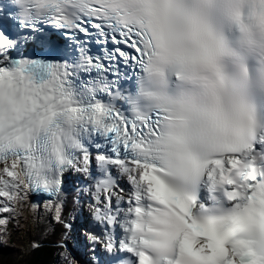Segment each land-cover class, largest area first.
I'll list each match as a JSON object with an SVG mask.
<instances>
[{
  "label": "snow or ice",
  "instance_id": "snow-or-ice-1",
  "mask_svg": "<svg viewBox=\"0 0 264 264\" xmlns=\"http://www.w3.org/2000/svg\"><path fill=\"white\" fill-rule=\"evenodd\" d=\"M0 165L61 223L85 176L89 264H264V0L0 4Z\"/></svg>",
  "mask_w": 264,
  "mask_h": 264
},
{
  "label": "rangeland",
  "instance_id": "rangeland-1",
  "mask_svg": "<svg viewBox=\"0 0 264 264\" xmlns=\"http://www.w3.org/2000/svg\"><path fill=\"white\" fill-rule=\"evenodd\" d=\"M14 249L15 250L13 251L12 259L15 263H18L19 260L22 259L25 254H27V252L19 245H15Z\"/></svg>",
  "mask_w": 264,
  "mask_h": 264
},
{
  "label": "trees",
  "instance_id": "trees-1",
  "mask_svg": "<svg viewBox=\"0 0 264 264\" xmlns=\"http://www.w3.org/2000/svg\"><path fill=\"white\" fill-rule=\"evenodd\" d=\"M42 254H44V253H42ZM37 264H42V263H41L40 261L37 260Z\"/></svg>",
  "mask_w": 264,
  "mask_h": 264
},
{
  "label": "bare ground",
  "instance_id": "bare-ground-1",
  "mask_svg": "<svg viewBox=\"0 0 264 264\" xmlns=\"http://www.w3.org/2000/svg\"><path fill=\"white\" fill-rule=\"evenodd\" d=\"M40 202H41V199H40Z\"/></svg>",
  "mask_w": 264,
  "mask_h": 264
}]
</instances>
